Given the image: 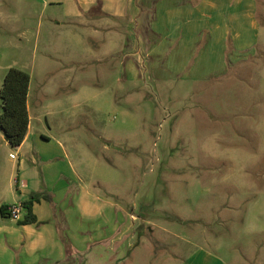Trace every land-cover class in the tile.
Returning a JSON list of instances; mask_svg holds the SVG:
<instances>
[{
    "label": "rangeland",
    "instance_id": "1",
    "mask_svg": "<svg viewBox=\"0 0 264 264\" xmlns=\"http://www.w3.org/2000/svg\"><path fill=\"white\" fill-rule=\"evenodd\" d=\"M60 11L41 0H0V49L5 66L27 69L32 92L43 93L36 128L67 144L120 223L136 218L117 250L108 238L91 264H186L201 249L215 260L207 264H264V0L257 54L197 82L158 81L145 43L127 39L123 20L113 51L103 38L84 46L63 30H43L34 47L40 16ZM10 153L0 147V199L10 188L19 195Z\"/></svg>",
    "mask_w": 264,
    "mask_h": 264
},
{
    "label": "crops",
    "instance_id": "2",
    "mask_svg": "<svg viewBox=\"0 0 264 264\" xmlns=\"http://www.w3.org/2000/svg\"><path fill=\"white\" fill-rule=\"evenodd\" d=\"M261 1L41 0L45 10L59 7L61 11L59 15L50 14L47 21L41 15L32 29L31 41L34 38L35 47L43 30L48 37L63 30V37L73 38L79 45L86 46L88 39L103 38L106 43L103 48L113 51L115 27L123 20L127 22V39L145 43L144 54L152 63L150 72H157L158 81L174 78L197 82L226 75L231 67L257 54L262 29L258 18ZM5 57L0 49L3 78L11 67L17 66L16 63L5 66ZM132 65L129 69L135 72ZM199 73L201 77L196 76ZM32 83L31 75L28 97L31 121L23 144L13 148L0 128V147L16 151L10 153L16 164V179L10 185L19 192L16 195L10 188L11 196L1 197L0 209L3 205L27 201L32 193L49 194L52 201L42 199L33 205L41 224L21 225L11 218L9 210L5 215L0 212V264L95 263L100 253L94 250L98 246L107 249L109 245L104 242L110 238L109 250L115 252L113 244L117 247L125 241V236L134 229L135 217L132 215L128 223H120L119 209L112 204L104 205L87 185L92 183L72 159L67 144L36 128L39 111L45 110L46 105L40 90L32 92ZM31 104H35L37 113H32ZM91 225H94L92 233L87 230ZM199 253L202 255L196 256ZM196 255L186 264L215 261L212 256H203V249Z\"/></svg>",
    "mask_w": 264,
    "mask_h": 264
},
{
    "label": "trees",
    "instance_id": "3",
    "mask_svg": "<svg viewBox=\"0 0 264 264\" xmlns=\"http://www.w3.org/2000/svg\"><path fill=\"white\" fill-rule=\"evenodd\" d=\"M31 75L28 71L11 67L4 78L0 89V128L7 141L13 148L20 147L28 133L30 126V113L28 108V97L30 91ZM42 199L51 200V196L45 193H32L30 199L22 202L26 214L21 225L41 224L33 212L35 202ZM10 206L3 205L0 209L5 215Z\"/></svg>",
    "mask_w": 264,
    "mask_h": 264
},
{
    "label": "built area",
    "instance_id": "4",
    "mask_svg": "<svg viewBox=\"0 0 264 264\" xmlns=\"http://www.w3.org/2000/svg\"><path fill=\"white\" fill-rule=\"evenodd\" d=\"M24 207L22 203H14L10 205L9 208V214L11 218L15 220H21L22 219V213H23Z\"/></svg>",
    "mask_w": 264,
    "mask_h": 264
}]
</instances>
